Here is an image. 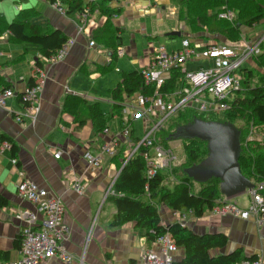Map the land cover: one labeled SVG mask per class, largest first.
Wrapping results in <instances>:
<instances>
[{
  "label": "crops",
  "instance_id": "0c3cea01",
  "mask_svg": "<svg viewBox=\"0 0 264 264\" xmlns=\"http://www.w3.org/2000/svg\"><path fill=\"white\" fill-rule=\"evenodd\" d=\"M171 2L112 0L111 5L121 10L120 14L112 17L114 25L120 28L118 48L125 49V54H117L114 58L112 49L96 41L97 46L90 45L92 33L78 32L80 13L63 14L48 0H0V19L3 21L12 22L24 9L23 16L30 25L40 26L45 32L60 29L68 39L75 38L76 41L63 60L50 63L45 58L42 45L15 40L9 30L0 32V81L4 85L8 83V88L15 92L14 96L7 99V107L0 106V136L6 138H0V193L6 199V203L0 205V264H10L22 258L24 223L16 217V213L36 209L35 204L18 193V184L24 179L32 180L51 195L61 197L65 204L64 223L70 232L65 246L74 255V260L65 263L53 258L45 264H140L145 251L152 249L160 252L155 239H149L147 230L138 227L136 222L130 221L120 226L112 224L117 213L115 200L121 194L115 191L114 183L125 165L123 160L128 154L126 150L132 147L131 138L144 136V124L143 134H137L136 120L132 122V137L126 138L121 133L125 119L132 118L133 110L127 107V102L142 89L128 96V100H122L123 94L115 97V90L125 73L141 71L137 66L149 54L147 50V54L138 57L134 39L132 46L125 43L124 34L128 27L134 28L137 20L155 13L162 21L165 19L163 10L176 7ZM178 10L180 12V8ZM178 10L176 7V13ZM173 14L175 16V12ZM92 17L99 16L95 13ZM175 20L177 27L174 29L181 31V36L190 39L195 45L204 47L207 42H230L219 33H192L185 23L177 18ZM170 30L168 35L173 31ZM241 31L248 42L255 44L263 39L261 49L264 53V18L252 26L242 25ZM211 35L218 40L210 41L208 36ZM122 57H127L128 63L138 65L128 72H122L120 82L115 85L116 77L110 72ZM247 62V70L254 74V84L257 81H263L264 84V68L260 66L257 55ZM202 63L205 62L190 61L187 68L195 69ZM37 66H42L48 76L39 95V113L36 120L25 117L19 121L17 116L25 110L21 95L36 77ZM116 72L121 71L117 68ZM1 82L0 89L4 88ZM93 106L112 116L107 127L102 129L96 124L91 112ZM106 128H109L108 132H105ZM116 135L120 137L116 153L111 156L105 154L99 169L88 166L83 157L84 152L90 150L98 153L102 145ZM6 140L12 142L14 147H4L3 141ZM57 152H61L58 158L55 157ZM77 181L83 187L82 193L75 190ZM222 198L228 199L223 194ZM144 199L158 204L164 226L185 221L198 234L224 233L227 244L214 249L213 254H229L238 250L240 260L259 259L264 264V219L259 222L255 217L218 216L209 211L201 217L187 213L183 219L185 212L163 205L160 194L152 197L147 193ZM231 200L245 207L250 200L248 189ZM38 215L41 221L43 213L38 212ZM184 256V247L178 246L173 252L174 263L182 261Z\"/></svg>",
  "mask_w": 264,
  "mask_h": 264
},
{
  "label": "built area",
  "instance_id": "2783aa9c",
  "mask_svg": "<svg viewBox=\"0 0 264 264\" xmlns=\"http://www.w3.org/2000/svg\"><path fill=\"white\" fill-rule=\"evenodd\" d=\"M98 0H87L96 2ZM61 13L67 14L66 8L60 3L53 4ZM91 7L86 5L81 15L79 33L86 32L87 22L90 17ZM98 9L95 10L97 14ZM218 16L228 20H234L236 12L223 8ZM210 41L215 37H210ZM251 43L239 40L229 43H209L204 47L192 45L190 39H186L184 45L178 49H168L164 44L149 46L150 64L145 66L140 73L146 85H154L152 94L139 92L135 94L127 107L133 110L132 118L125 119L122 127V135L130 138L132 134V122L141 119L144 124V136L135 146L128 151L127 161L139 150L141 146L147 147L145 153L146 175L151 178L157 172L172 171L176 160L171 147H165L157 142V133L164 128L168 118L181 108L194 109L199 114L212 116L220 111L232 109V103L236 93L242 90L244 75L238 70L247 60L261 52V42ZM75 38H69L56 53L47 58L50 63L63 60L72 46ZM209 43V44H208ZM90 45L97 46L94 40ZM118 55L125 54V49L119 47ZM190 61L205 62L195 69L187 68ZM37 73L35 83L27 87L21 95L25 104V110L17 116L22 121L25 117L36 120L39 113V95L47 81L46 70L41 66L35 68ZM176 72V78L173 73ZM171 79L175 80L172 90L162 91ZM12 88L0 89V106L7 107V99L14 96ZM128 100V97H127ZM109 128L105 129L108 132ZM249 139H253L250 135ZM4 147H10L9 141H3ZM120 143L119 135L111 138L102 145L98 153L86 150L84 159L93 169H99L104 161V155H114ZM57 152L55 157H59ZM16 162L17 160L14 159ZM254 187L248 188L250 200L245 207L240 206L231 199H219L217 204L209 212L218 216L234 215L242 218L255 217L259 222L264 219V179L253 181ZM75 190L83 192L82 185L75 182ZM18 193L24 199L35 204L36 209H25L16 213V217L23 221L22 230V258L12 261L10 264H45L48 260L56 258L62 262L70 263L74 260L65 246L69 235V228L64 223L65 204L61 197L53 196L48 190L40 187L29 179H24L18 184ZM117 194V193H114ZM38 212L43 213L40 221ZM187 213L183 214V219ZM185 224V221H181ZM155 243L160 247V252L152 249L145 251L140 264H175L173 252L178 245L169 232L155 238ZM234 264H262L257 260H241Z\"/></svg>",
  "mask_w": 264,
  "mask_h": 264
},
{
  "label": "trees",
  "instance_id": "16d2710c",
  "mask_svg": "<svg viewBox=\"0 0 264 264\" xmlns=\"http://www.w3.org/2000/svg\"><path fill=\"white\" fill-rule=\"evenodd\" d=\"M51 4L60 3L66 8L67 13H81L86 5H90V17L87 22L86 31L92 33V40L102 44L113 50L112 55L117 57V49L120 44L119 31L120 28L115 26L112 17L114 14L121 13L120 9H116L111 5L112 0H98L96 2H86L84 0H48ZM182 8L178 14V21L185 23L192 33L208 32L209 34L219 35L237 42L242 38V25L252 26L254 23L264 18V0H180ZM232 9L236 12L234 21L218 16L223 8ZM218 8L221 10H218ZM98 9V19L93 18L95 10ZM217 11L215 14L210 11ZM24 9L21 15L12 22L7 23L0 19V32L11 31L12 37L20 42H31L43 46L45 58L50 57L67 41L68 36L60 29L43 31L40 26L30 25L24 15ZM174 37L176 35H171ZM202 35V34H198ZM208 36V37H212ZM214 40H218L216 37ZM192 45H195L191 41ZM258 62L264 68V53L262 49L257 55ZM41 64V62H37ZM253 71L245 69V77L242 82V90L238 91L232 103V109L229 110V118L220 119L217 113L212 116L199 114L194 109L187 110L183 116H179L177 127L193 122L196 118L204 120H221L232 121L235 118L245 120L242 131L241 145L242 152L239 163L243 174L256 181L264 179V84L263 81H257L254 84ZM177 73H173L176 78ZM264 79V73H263ZM35 79V77H33ZM32 80V84L35 80ZM171 79L169 84L162 91L172 90L175 80ZM1 82V81H0ZM2 85L3 82H1ZM10 87L7 83L4 88ZM142 89V90H140ZM155 86L145 84L142 74L139 71L128 72L124 74V78L115 90V97L123 94V98L133 95L137 90L144 94H152ZM136 94V93H135ZM92 115L97 125L102 129L107 127L112 116L105 114L97 106L91 107ZM252 135L253 139H249ZM132 137V135H131ZM1 139H6L0 136ZM167 140L165 137L163 138ZM189 142H185V150L188 155L187 165L176 176V185L171 190H165L163 182L165 174L157 172L156 176L149 178L146 175L145 153L147 147L141 146L139 150L127 161L117 177L114 188L117 193L115 202L117 205V213L114 215L113 225H124L127 222L134 221L138 227L147 230L146 234L149 239L154 240L157 236L169 232L173 240L178 246L184 247L185 256L177 264H234L240 260V252L234 251L229 254L212 253L214 249L224 247L227 242V236L224 233H205L198 234L182 222L170 223L168 226L162 225V218L158 204L148 202L144 199L145 194L150 193L151 196L160 194V201L165 203L169 208L178 212L193 211L196 217L203 216L207 211L222 199L220 190V179L212 177L205 183H201V189L198 193H194L191 189L192 178L188 176L185 169L200 162L208 153V145L202 148V144L197 142L195 138H187ZM199 139V138H197ZM140 140L139 137L131 138L132 144L135 146ZM164 140V141H165ZM172 140V139H170ZM200 141H203L199 139ZM9 141V140H7ZM10 142V141H9ZM11 146L14 147L12 142ZM168 144V142H167ZM201 144V145H200ZM168 146V145H166ZM170 147V146H169ZM125 150V149H124ZM123 150V151H124ZM128 150H126V153ZM129 153V152H128ZM201 153L203 155L201 156ZM128 155L124 157L123 163L126 162ZM121 166V164H120ZM6 199L0 193V205H4ZM176 264V263H175Z\"/></svg>",
  "mask_w": 264,
  "mask_h": 264
},
{
  "label": "rangeland",
  "instance_id": "374dc122",
  "mask_svg": "<svg viewBox=\"0 0 264 264\" xmlns=\"http://www.w3.org/2000/svg\"><path fill=\"white\" fill-rule=\"evenodd\" d=\"M170 1H172L171 2L172 5H176L177 10L179 8L180 9L182 8L183 4L180 0H170ZM168 8H169V6H168ZM175 8H173V7L169 8V10H172L171 12H169L168 9L163 10L164 15H165V19H163L162 21L159 20L157 14L155 13L154 15H149L147 18H142L141 20H137L136 26L134 28H131V26L128 27V30L124 34V41L129 46L130 45L132 46V40L133 39L135 40V47L137 49V56L138 57H142L144 53L147 54V50L149 49L150 43H152V42L155 45L164 44L165 46H167L168 49L181 48L184 45V42L187 39L184 36L171 37L170 35H168V31L170 29H171L170 31H172L175 27H177L175 19L176 18L178 19L177 14H178L179 10L176 13ZM218 10H221V8L220 9L218 8ZM174 12H175V16L173 14ZM216 12L217 11H212V10L210 11V13H213V14H215ZM146 21H149V23L147 24ZM231 21H234V20H231ZM131 29H132V31H131ZM143 29H145L146 32L145 31L143 32ZM173 31H176V29H174ZM240 40L248 42L244 36H242V38ZM123 58L124 57H122L121 60L119 62H117L116 68L110 72L113 77H116L115 85H118V82H120V79L122 77V72L123 73L128 72L129 70L134 69V67L138 65L137 64L134 66V65L128 63L127 57H125V59H123ZM122 61L125 64H123ZM150 62H151L150 61V54L145 55L137 67L142 70L143 68H145V66L149 65ZM250 64H252V63L250 62ZM248 66H249L248 62L246 61L239 68L238 72L242 73L244 75L245 69H247ZM117 68L121 72H116ZM187 110L192 111L191 108H181V109L177 110L174 114H172L168 118V120L165 123L164 128L160 129L157 133V142H159L160 144H162L165 147L170 146L173 149L175 156H176V160L174 162L172 171L170 173L168 170H166L164 172L165 174H167V176L165 177V180L163 182V185H165L166 190H171L174 188V186L176 185V183H175L176 182V176L178 175V173L180 171H182L183 167H185L187 165L188 155H187V152L185 150V146H186L185 142H187V141L189 142V139H187V138L173 139L170 137V135L173 134L177 128L176 122H177V120L180 119L179 116L185 115L187 112L186 113H184V112ZM228 112L229 111H220L217 113V116L220 119L229 118V120H231L232 117H229ZM235 119L236 120L234 121V124L237 127H239V126L243 127L245 120H243L241 118H235ZM136 122L137 123L135 124V127L137 129V134H143V121L141 119H137ZM164 137L167 140L163 139ZM170 139H172V140H170ZM195 140L202 144V145L200 144L202 146V148H206V142L200 141L197 138H195ZM167 142H168V144H167ZM166 145H168V146H166ZM202 155H203V153H201V156ZM169 174H172V175H169ZM192 182H193L191 184L192 185V187H191L192 191L198 193L200 190L199 188L202 186V184L199 181H196L195 179H192ZM150 202H152V201H150ZM163 205L167 206L165 203H163Z\"/></svg>",
  "mask_w": 264,
  "mask_h": 264
},
{
  "label": "water",
  "instance_id": "95a60500",
  "mask_svg": "<svg viewBox=\"0 0 264 264\" xmlns=\"http://www.w3.org/2000/svg\"><path fill=\"white\" fill-rule=\"evenodd\" d=\"M171 35L181 36V31H172ZM242 131L232 121L204 120L196 118L193 122L180 125L171 138H199L207 142L208 153L198 163L185 169L189 177L205 183L212 177L219 178L220 190L228 199H232L255 183L246 177L239 163L242 152Z\"/></svg>",
  "mask_w": 264,
  "mask_h": 264
}]
</instances>
